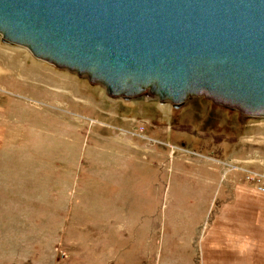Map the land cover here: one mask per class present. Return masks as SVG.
Listing matches in <instances>:
<instances>
[{
    "label": "rangeland",
    "instance_id": "374dc122",
    "mask_svg": "<svg viewBox=\"0 0 264 264\" xmlns=\"http://www.w3.org/2000/svg\"><path fill=\"white\" fill-rule=\"evenodd\" d=\"M235 175L264 185V117L111 98L0 40V264H201Z\"/></svg>",
    "mask_w": 264,
    "mask_h": 264
},
{
    "label": "water",
    "instance_id": "95a60500",
    "mask_svg": "<svg viewBox=\"0 0 264 264\" xmlns=\"http://www.w3.org/2000/svg\"><path fill=\"white\" fill-rule=\"evenodd\" d=\"M0 39L111 98L264 117V0H0Z\"/></svg>",
    "mask_w": 264,
    "mask_h": 264
},
{
    "label": "crops",
    "instance_id": "0c3cea01",
    "mask_svg": "<svg viewBox=\"0 0 264 264\" xmlns=\"http://www.w3.org/2000/svg\"><path fill=\"white\" fill-rule=\"evenodd\" d=\"M243 177H230L205 226L201 264H264V191Z\"/></svg>",
    "mask_w": 264,
    "mask_h": 264
},
{
    "label": "built area",
    "instance_id": "2783aa9c",
    "mask_svg": "<svg viewBox=\"0 0 264 264\" xmlns=\"http://www.w3.org/2000/svg\"><path fill=\"white\" fill-rule=\"evenodd\" d=\"M247 179H249V180H252V179L255 180V179H257L258 181L262 180L261 177L255 178L254 174H253V175H248V178H247ZM259 188H260L262 191H264V185H263V184H260V185H259Z\"/></svg>",
    "mask_w": 264,
    "mask_h": 264
},
{
    "label": "bare ground",
    "instance_id": "6f19581e",
    "mask_svg": "<svg viewBox=\"0 0 264 264\" xmlns=\"http://www.w3.org/2000/svg\"><path fill=\"white\" fill-rule=\"evenodd\" d=\"M1 40V39H0ZM2 41V40H1ZM5 45H7V44H5ZM8 46H10V45H8ZM12 47H14V46H12ZM20 48H22V47H20ZM27 50V49H26ZM33 56V55H32ZM34 57V56H33ZM35 58V57H34ZM35 59H37V58H35ZM38 60V59H37ZM40 61V60H39ZM43 62V61H42ZM41 63V62H40ZM44 63H46V62H44ZM46 64H48V63H46ZM49 65H51V64H49ZM52 66V65H51ZM57 68V67H56ZM58 69V68H57ZM61 70V69H60ZM79 77V76H78ZM79 78H81V79H83V78H85V77H79ZM87 79V78H86ZM92 85H94V84H92ZM106 90V89H105ZM109 96V95H108ZM157 98V97H156ZM162 103H167V102H162ZM170 103V102H169ZM247 116V115H246ZM249 117H251V116H249ZM253 118H259V117H253ZM260 118H262V117H260Z\"/></svg>",
    "mask_w": 264,
    "mask_h": 264
},
{
    "label": "flooded vegetation",
    "instance_id": "af4514ba",
    "mask_svg": "<svg viewBox=\"0 0 264 264\" xmlns=\"http://www.w3.org/2000/svg\"><path fill=\"white\" fill-rule=\"evenodd\" d=\"M154 99H156V100H159L158 98H156V97H154ZM153 100V99H152ZM161 102V101H160ZM162 103V102H161ZM162 104H164V103H162ZM163 107H164V105H163ZM182 107L183 106H179V107H175V106H173V108L175 109V110H181L182 109Z\"/></svg>",
    "mask_w": 264,
    "mask_h": 264
}]
</instances>
